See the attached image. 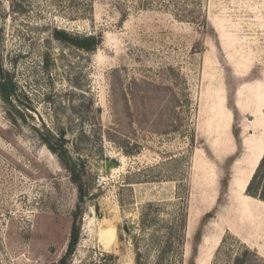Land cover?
Instances as JSON below:
<instances>
[{
  "label": "rangeland",
  "instance_id": "rangeland-1",
  "mask_svg": "<svg viewBox=\"0 0 264 264\" xmlns=\"http://www.w3.org/2000/svg\"><path fill=\"white\" fill-rule=\"evenodd\" d=\"M198 2L192 21L172 0H0L15 84L0 93V264L67 252L80 192L48 132L87 190L69 264H137L138 249L143 264H264V200L247 193L264 153V0ZM183 211L181 254L162 258Z\"/></svg>",
  "mask_w": 264,
  "mask_h": 264
},
{
  "label": "trees",
  "instance_id": "trees-1",
  "mask_svg": "<svg viewBox=\"0 0 264 264\" xmlns=\"http://www.w3.org/2000/svg\"><path fill=\"white\" fill-rule=\"evenodd\" d=\"M173 6L175 7V11L182 19L195 21L198 19L196 16V7L198 5V0H172ZM189 4H196L195 8L189 7ZM55 35L58 39L69 42L72 45L86 49V50H95L96 47L102 42V37L99 35H88V36H79L72 35L66 33L65 31L56 30ZM0 55V93L4 96L6 100H9L12 95L15 93V84L10 79V74L6 73L3 69ZM49 135L42 133L43 138L48 144L49 148L58 154L64 165L70 170L72 173L73 181L77 184V187L80 192V203L77 206V211L75 213V221L71 232V238L69 242V246L65 255L56 262L52 264H69L70 259L73 253L76 250V247L79 243L80 239V225L78 224V218L83 212L82 204L85 196L87 195V190L84 185L83 177L81 176L79 164L73 160L71 154L69 153L67 146L65 145L67 142L66 138L61 135L58 139L52 133ZM236 158L234 157L232 162L234 163ZM247 193L251 196L260 198L264 200V153L260 159V162L255 169L252 178L247 187ZM155 206L154 203L149 204V207ZM150 211V210H149ZM144 213L143 215V225L148 226L151 225V220L153 219L151 213ZM187 214L186 212H182L179 214L177 219L169 226L168 236L166 238L165 244L161 246V257H170L171 254L180 255L181 254V245L183 243V238L185 236L186 224H187ZM211 213H208L205 218H209ZM202 238V230H198L196 234L197 244L201 242ZM197 253V248H196ZM137 264H143L142 262V252L137 250ZM115 260V256L113 254H103L98 260L94 262V264H112ZM191 264H195V257L192 259Z\"/></svg>",
  "mask_w": 264,
  "mask_h": 264
},
{
  "label": "bare ground",
  "instance_id": "bare-ground-1",
  "mask_svg": "<svg viewBox=\"0 0 264 264\" xmlns=\"http://www.w3.org/2000/svg\"><path fill=\"white\" fill-rule=\"evenodd\" d=\"M114 229L112 227H109L108 229L105 230V232L103 233L104 239L105 241L109 240L112 236H113V231Z\"/></svg>",
  "mask_w": 264,
  "mask_h": 264
},
{
  "label": "water",
  "instance_id": "water-1",
  "mask_svg": "<svg viewBox=\"0 0 264 264\" xmlns=\"http://www.w3.org/2000/svg\"><path fill=\"white\" fill-rule=\"evenodd\" d=\"M112 165H116V162H108V163H107V171H108V172H110V170H111V166H112Z\"/></svg>",
  "mask_w": 264,
  "mask_h": 264
}]
</instances>
